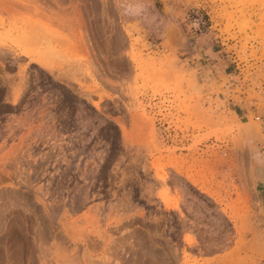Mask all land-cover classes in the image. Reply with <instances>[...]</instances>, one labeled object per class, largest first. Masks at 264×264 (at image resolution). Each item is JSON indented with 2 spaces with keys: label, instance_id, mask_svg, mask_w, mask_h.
<instances>
[{
  "label": "rangeland",
  "instance_id": "rangeland-1",
  "mask_svg": "<svg viewBox=\"0 0 264 264\" xmlns=\"http://www.w3.org/2000/svg\"><path fill=\"white\" fill-rule=\"evenodd\" d=\"M263 190L264 0H0V264H264Z\"/></svg>",
  "mask_w": 264,
  "mask_h": 264
},
{
  "label": "bare ground",
  "instance_id": "bare-ground-1",
  "mask_svg": "<svg viewBox=\"0 0 264 264\" xmlns=\"http://www.w3.org/2000/svg\"><path fill=\"white\" fill-rule=\"evenodd\" d=\"M36 7H37V6H36ZM60 7H61V6H60ZM39 8H40V7H39ZM44 9H45V8H44ZM36 10L38 11V9H36ZM46 10H47V9H46ZM39 11H41V10H39ZM47 11H48V10H47ZM73 11H74V10H73ZM75 11H76V10H75ZM42 13H43V9H42ZM38 14H39V13H38ZM79 14H80V13H79ZM57 15H58V14H57ZM77 15H78V14L75 15V13H74V15H73V16H74V19L76 18L75 20H77ZM64 16H65V15H64ZM73 16H72V17H73ZM66 17H67V16L63 17V19H60L59 17L57 18V16H56L55 18H56V20L58 19V22H59V21H62V22L59 23L60 25H61V23H63L64 27H67V28L69 27V28H71L70 26H65V24H66L67 22H68V25H71V22H69V21H72V20L67 19ZM69 17H71V15H70ZM78 17H79V15H78ZM49 18H50V17H49ZM49 18H47V19H49ZM80 18H81V17H80ZM72 19H73V18H72ZM51 20H52V19H50V21H51ZM54 20H55V19H54ZM75 20H74V21H75ZM77 22H78V21H77ZM77 22H74V23L77 24ZM64 23H65V24H64ZM74 23H73V24H74ZM78 23H79V22H78ZM73 24H72V25H73ZM80 24H81V23H80ZM81 25H82V24H81ZM81 25H80V26H81ZM80 26H79V27H80ZM73 27H76V26H73ZM73 27H72L71 29H77L78 26H77L76 28H73ZM79 29H80V28H79ZM74 31H76V30H74ZM138 232H139V231H138ZM13 233H14V232H13ZM15 235H16V234H15ZM136 236H137V235H136ZM12 238H13V237H12ZM130 238H133V235H131ZM135 238H136V237H135ZM128 239H129V238H128ZM124 240H125V239H123V241H124ZM127 241H128V240H127ZM135 241H136V240H135ZM137 241H138V240H137ZM126 243H128V242H126ZM121 244H122V243H121ZM123 245L125 246V244H123ZM127 245H128V244H127ZM129 246H130V245H129ZM132 249H133V248H132ZM130 250H131V249H130ZM2 257H3V256H2ZM4 261H5V260H4Z\"/></svg>",
  "mask_w": 264,
  "mask_h": 264
},
{
  "label": "crops",
  "instance_id": "crops-1",
  "mask_svg": "<svg viewBox=\"0 0 264 264\" xmlns=\"http://www.w3.org/2000/svg\"><path fill=\"white\" fill-rule=\"evenodd\" d=\"M260 195L262 196L261 200H262V202L264 204V190L260 192Z\"/></svg>",
  "mask_w": 264,
  "mask_h": 264
},
{
  "label": "clouds",
  "instance_id": "clouds-1",
  "mask_svg": "<svg viewBox=\"0 0 264 264\" xmlns=\"http://www.w3.org/2000/svg\"><path fill=\"white\" fill-rule=\"evenodd\" d=\"M134 7V6H133Z\"/></svg>",
  "mask_w": 264,
  "mask_h": 264
}]
</instances>
